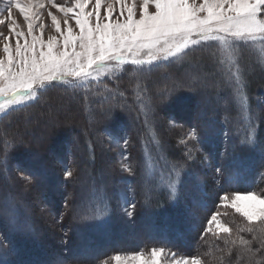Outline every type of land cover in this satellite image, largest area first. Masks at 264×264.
<instances>
[{
    "label": "trees",
    "instance_id": "trees-1",
    "mask_svg": "<svg viewBox=\"0 0 264 264\" xmlns=\"http://www.w3.org/2000/svg\"><path fill=\"white\" fill-rule=\"evenodd\" d=\"M171 61L129 69L141 74L137 81L52 84L39 101L0 119V264H112L153 249L198 264H264V226L249 224L221 199L264 198V83L238 86L245 97L225 108L214 101L198 112L196 98L175 104L187 111L183 123L197 146L210 153L207 169L185 144L165 141L166 122L159 123L158 142L146 130L151 114L143 102L168 68H180ZM51 106L68 108L56 113ZM122 128L136 129L127 135L126 170L99 145ZM125 184L136 200L130 217L119 203Z\"/></svg>",
    "mask_w": 264,
    "mask_h": 264
},
{
    "label": "rangeland",
    "instance_id": "rangeland-1",
    "mask_svg": "<svg viewBox=\"0 0 264 264\" xmlns=\"http://www.w3.org/2000/svg\"><path fill=\"white\" fill-rule=\"evenodd\" d=\"M14 2L15 0H0V20L4 21V23L0 24V34H2L0 35V61H3L5 65H7L9 55L3 50L5 43L9 45L10 53L13 57V64L17 61V40H19L21 45H24L25 42L31 43L33 36L43 41L44 51L47 50V43L52 41L54 44L53 53L57 54L64 51L62 47L63 40L64 37L68 35L69 29H71L72 34L75 36L80 34V26L76 23V20L81 14L87 15L91 13L88 19L90 26L95 27L97 22L100 24L123 22L127 19L128 8L133 9V19L139 20L143 13L144 4V0H100L101 7L99 9V20H97L95 11L96 0H18L21 7H28L29 17L32 19L33 29L32 32L29 33L28 21L24 19V14L20 11V8L13 7L11 16H8L5 11L8 5ZM205 2L214 4L216 0H187L189 6L196 7L204 5ZM81 3L84 4L83 13H81V9L78 7ZM109 6L113 9L111 19H107ZM225 7H227V4H225ZM62 9H71V11L65 14V11ZM121 9L124 10L123 16L120 15ZM148 11L149 14L155 12L153 0H149ZM34 12L37 13L35 17L32 15ZM199 15L201 17H206L207 12H200ZM52 16H56L59 22V32L56 31L55 25L52 22ZM259 18L264 19V10H262ZM13 20L15 21L14 24ZM9 24H12L14 31H9ZM15 31L23 32L24 35L16 37ZM5 38L8 39L6 40ZM68 50L71 51V49ZM121 55L123 56L121 60H105L101 66L94 64L91 68L85 69L87 76L83 78L74 75H66L63 79H45L42 83L37 82L32 86L29 95L18 98L15 103L9 102L7 93L0 95V119L16 109L32 105L37 102V100L39 101L43 97L45 89L52 84L72 81V83L77 85H97L109 79L123 78L137 81V79H142V76H140L141 74L138 72L133 75L130 73L129 69L138 68V66H149L159 63L162 60H169L171 64V60L176 59L180 64V68L174 70H172L171 67L168 68L169 70H167L165 74L163 73L160 78L161 84L158 87L156 86L153 90L152 98L150 97L143 102V105L147 109L146 113L151 114V120L147 122L146 130L151 133L152 141L155 139L157 141L158 138L156 137V133L160 129L159 123L166 122L165 128L160 131L162 134L167 135L163 137L165 141L168 140L169 142L170 139H174L173 142L182 143V147L185 144L189 152L192 153H190L191 155L189 154L191 160L196 162L199 166H203V168L210 169L212 168L211 160L208 157L210 153L207 155L205 151L197 146L196 140L198 136L193 132L187 121L183 123V117H187V111H181V108H183L181 107L182 103L180 105L178 103V107L175 104L178 101L185 102L196 98L198 102H202V105L198 104V112L201 111L202 113L204 110L211 108V102L214 101H218L222 104V107L225 108L227 102H231L233 99H243L245 97V94L243 95V93H240L241 91L238 89V86L248 85L254 82L261 85L264 83V33H256L254 36L245 37L243 39L232 33L218 31L208 33L207 39H203L198 34H193L191 40L187 44L180 45L178 48L174 47L171 53L158 51L153 56H149L147 49H144L138 54L122 53ZM136 61H141V63H136ZM5 76H7V73H5ZM131 83L133 87H138L136 86L138 82ZM137 96L140 100L141 96L138 94ZM141 101L142 99L140 102ZM172 105H175L176 108H173ZM118 107L120 109V106ZM166 107L170 108L166 109ZM67 108L66 106H51L49 111L65 113L67 112ZM193 111L194 109L192 113ZM173 114H177L178 117L172 116ZM197 115L198 114H196V116ZM199 115L202 119L208 117L206 114ZM108 122L104 121L102 126L106 125ZM182 124H184V127L181 126ZM99 125L101 126V123ZM135 130V128H131L130 131L123 128L119 129L116 134L109 133L105 135L106 138L103 140L101 139L100 144L98 142L99 138L96 139V142L110 152V155L122 162L119 166L124 168V170L129 167L130 162V157L127 159L126 156V152H128L130 148L127 135ZM176 132L178 134H176ZM125 141L127 142L125 143ZM151 144L152 146L154 144L158 146L157 143ZM165 146L168 151H171L169 145ZM108 160L111 161L110 158H108ZM195 176L197 175L195 174ZM198 176L201 177L199 174ZM206 177L213 180V174L206 175ZM22 178L26 180L24 177ZM121 189H125V192L121 194L119 203L121 204L123 212L130 217L136 201L134 193L128 184H125V187L123 186ZM248 195H253L256 199H236L237 196L245 197ZM260 200H264V198L256 194L230 195L227 196L226 200H223V207L228 208V210H233L240 217L247 220L249 224H261L264 226V214L259 213V208L261 207L259 204ZM235 204H239L241 208H245L249 211L252 210L254 205L256 211L252 219L249 220L242 212H237L234 207ZM45 207L44 204L39 206V208L43 210L39 211L42 216H44V212H48ZM44 223L46 224V219ZM47 226L48 225H46V227ZM219 228L221 231H226L225 226ZM151 254L118 256L120 258L119 261L115 258L112 264H151ZM134 256L137 257V259L133 260L132 258ZM156 261L157 264H198L193 259L182 258L175 255L166 257L161 251H157Z\"/></svg>",
    "mask_w": 264,
    "mask_h": 264
},
{
    "label": "snow or ice",
    "instance_id": "snow-or-ice-1",
    "mask_svg": "<svg viewBox=\"0 0 264 264\" xmlns=\"http://www.w3.org/2000/svg\"><path fill=\"white\" fill-rule=\"evenodd\" d=\"M153 2L155 12L149 14V0H144L143 13L139 20L133 19V9L128 8L127 19L123 22L104 24L97 22L95 27H92L88 19L91 13L81 14L76 20L80 26V34L75 36L69 29L68 35L63 40L64 51L57 54L53 53L52 41L47 43V50L44 51L43 41L33 36L31 43L25 42L24 45L17 40V61L13 64L9 45L5 43L3 50L9 55L7 65L0 61V95L7 93L9 102L15 103L18 98L29 95L32 86L37 82L42 83L45 79H63L66 75L86 77L85 69L91 68L94 64L101 66L105 60H121L122 53L138 54L144 49H147L149 56H153L158 51L171 53L174 47L187 44L193 34L207 39L208 33L218 31L232 33L243 39L256 33H264V19L259 18L264 10V0H216L214 4L205 2L200 7L189 6L187 0H153ZM13 7L20 8L24 19L28 21V32L31 33L33 22L29 17L28 7H21L18 0H15L5 9L8 16L12 15ZM78 7L83 13L84 4L81 3ZM100 7V0H96L97 20H99ZM62 10L65 14L71 11V9ZM203 11L207 12L206 17L199 15ZM32 15L35 17L37 13L34 12ZM112 15L113 9L109 6L107 19H111ZM120 15H124L123 9ZM52 22L59 32L60 25L56 16H52ZM2 23L4 21L0 20V24ZM9 31H14L12 24H9ZM23 35V32L15 31L16 37ZM66 175L71 173L66 172ZM221 199L226 200L227 196ZM236 199L255 200L256 197L237 196ZM259 204L261 205L259 213L264 214V200H260ZM234 207L249 220L256 211L254 205L251 211L241 208L239 204H235ZM211 219L215 220L216 214H213ZM151 255V264H157V250L153 249ZM116 259L119 261L120 258L116 257ZM132 259L135 260L137 257L134 256Z\"/></svg>",
    "mask_w": 264,
    "mask_h": 264
}]
</instances>
